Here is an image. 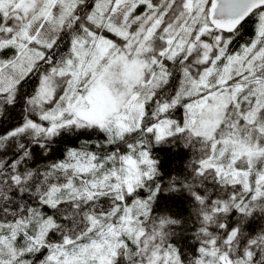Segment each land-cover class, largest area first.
I'll return each mask as SVG.
<instances>
[{
    "label": "snow or ice",
    "instance_id": "snow-or-ice-1",
    "mask_svg": "<svg viewBox=\"0 0 264 264\" xmlns=\"http://www.w3.org/2000/svg\"><path fill=\"white\" fill-rule=\"evenodd\" d=\"M0 264H264V0H0Z\"/></svg>",
    "mask_w": 264,
    "mask_h": 264
},
{
    "label": "trees",
    "instance_id": "trees-1",
    "mask_svg": "<svg viewBox=\"0 0 264 264\" xmlns=\"http://www.w3.org/2000/svg\"><path fill=\"white\" fill-rule=\"evenodd\" d=\"M252 32V22L245 25L243 34H250ZM75 138L66 137L64 140L60 141L57 146V153L65 142H74ZM156 154V158L160 162V171L162 174V179L166 180L168 176L176 174L182 171L183 163L187 158V151L183 149L179 144L177 145H158L153 149ZM156 211H162L168 209L177 215H182L187 213V196L186 194H174L162 192L159 194L158 201L155 205ZM186 248L191 246L188 244L187 239L182 241Z\"/></svg>",
    "mask_w": 264,
    "mask_h": 264
},
{
    "label": "rangeland",
    "instance_id": "rangeland-1",
    "mask_svg": "<svg viewBox=\"0 0 264 264\" xmlns=\"http://www.w3.org/2000/svg\"><path fill=\"white\" fill-rule=\"evenodd\" d=\"M252 35V32L250 34H243V39H247ZM243 39L241 40V42H243Z\"/></svg>",
    "mask_w": 264,
    "mask_h": 264
}]
</instances>
